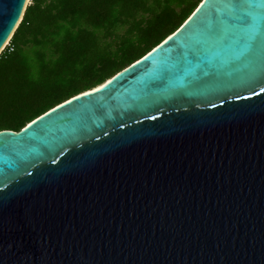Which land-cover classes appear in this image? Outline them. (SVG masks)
Listing matches in <instances>:
<instances>
[{
    "label": "water",
    "instance_id": "obj_1",
    "mask_svg": "<svg viewBox=\"0 0 264 264\" xmlns=\"http://www.w3.org/2000/svg\"><path fill=\"white\" fill-rule=\"evenodd\" d=\"M28 4L0 0V50ZM0 264H264V0H202L98 87L0 131Z\"/></svg>",
    "mask_w": 264,
    "mask_h": 264
},
{
    "label": "trees",
    "instance_id": "obj_2",
    "mask_svg": "<svg viewBox=\"0 0 264 264\" xmlns=\"http://www.w3.org/2000/svg\"><path fill=\"white\" fill-rule=\"evenodd\" d=\"M202 0H29L0 54V131H20L173 34Z\"/></svg>",
    "mask_w": 264,
    "mask_h": 264
},
{
    "label": "snow or ice",
    "instance_id": "obj_3",
    "mask_svg": "<svg viewBox=\"0 0 264 264\" xmlns=\"http://www.w3.org/2000/svg\"><path fill=\"white\" fill-rule=\"evenodd\" d=\"M249 8H251V5H249L247 8H245V16L247 17V25L249 27H252L254 24H255V19L254 17L252 16V13L248 10ZM254 11V10H253Z\"/></svg>",
    "mask_w": 264,
    "mask_h": 264
},
{
    "label": "bare ground",
    "instance_id": "obj_4",
    "mask_svg": "<svg viewBox=\"0 0 264 264\" xmlns=\"http://www.w3.org/2000/svg\"><path fill=\"white\" fill-rule=\"evenodd\" d=\"M10 38H11V37H10ZM8 41H9V38H8L7 41L4 43V45H6ZM4 45H3L2 49L4 48ZM2 49H1V50H2ZM1 50H0V51H1Z\"/></svg>",
    "mask_w": 264,
    "mask_h": 264
},
{
    "label": "built area",
    "instance_id": "obj_5",
    "mask_svg": "<svg viewBox=\"0 0 264 264\" xmlns=\"http://www.w3.org/2000/svg\"><path fill=\"white\" fill-rule=\"evenodd\" d=\"M8 44H9V41L7 42L6 46H8ZM6 46H5V47H6Z\"/></svg>",
    "mask_w": 264,
    "mask_h": 264
},
{
    "label": "clouds",
    "instance_id": "obj_6",
    "mask_svg": "<svg viewBox=\"0 0 264 264\" xmlns=\"http://www.w3.org/2000/svg\"><path fill=\"white\" fill-rule=\"evenodd\" d=\"M10 40V39H9ZM5 48V47H4Z\"/></svg>",
    "mask_w": 264,
    "mask_h": 264
},
{
    "label": "rangeland",
    "instance_id": "obj_7",
    "mask_svg": "<svg viewBox=\"0 0 264 264\" xmlns=\"http://www.w3.org/2000/svg\"><path fill=\"white\" fill-rule=\"evenodd\" d=\"M5 46V45H4Z\"/></svg>",
    "mask_w": 264,
    "mask_h": 264
}]
</instances>
